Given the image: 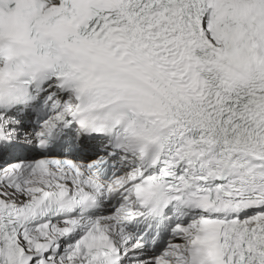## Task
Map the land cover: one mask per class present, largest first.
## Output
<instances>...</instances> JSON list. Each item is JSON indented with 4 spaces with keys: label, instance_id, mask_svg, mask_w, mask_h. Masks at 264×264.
I'll list each match as a JSON object with an SVG mask.
<instances>
[{
    "label": "snow or ice",
    "instance_id": "1",
    "mask_svg": "<svg viewBox=\"0 0 264 264\" xmlns=\"http://www.w3.org/2000/svg\"><path fill=\"white\" fill-rule=\"evenodd\" d=\"M0 264H264V0H0Z\"/></svg>",
    "mask_w": 264,
    "mask_h": 264
}]
</instances>
